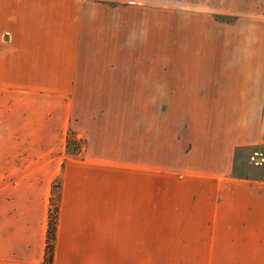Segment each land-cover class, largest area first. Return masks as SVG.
Instances as JSON below:
<instances>
[{"label": "crops", "instance_id": "1", "mask_svg": "<svg viewBox=\"0 0 264 264\" xmlns=\"http://www.w3.org/2000/svg\"><path fill=\"white\" fill-rule=\"evenodd\" d=\"M169 1L163 41L145 0H0V264H44L56 184L53 264H264V18Z\"/></svg>", "mask_w": 264, "mask_h": 264}, {"label": "rangeland", "instance_id": "2", "mask_svg": "<svg viewBox=\"0 0 264 264\" xmlns=\"http://www.w3.org/2000/svg\"><path fill=\"white\" fill-rule=\"evenodd\" d=\"M169 0H145L147 7H154L155 11H150L147 14V21L150 23L151 26L156 25L159 21L162 23V37L163 41L169 35V26L170 22L173 19L170 14V4ZM178 7H186L194 6L198 8V11H203V13H207L209 16L216 15L215 19L224 22L228 25H234L238 18L241 17H249L250 14L257 15V17L264 18V0H177ZM224 11H230L232 13L237 14H224ZM186 15H175V21L181 20L182 17L186 19ZM196 19H203L202 17H198ZM188 20L192 23L195 20V16H189ZM192 26V24H190ZM151 30L154 31V28L151 27ZM190 30L195 31V28H187V31ZM244 29H239L238 32H235L237 35L242 32ZM248 30V29H247ZM150 31V29H148ZM158 31V29H155ZM226 32V31H225ZM225 32L223 35H225ZM152 34V33H151ZM260 34V28L256 32H250L249 35L251 37L253 35ZM229 35V33H227ZM255 48V47H254ZM166 110V109H163ZM72 141L73 138L71 137ZM80 152L81 149L85 148V144L81 143L80 145ZM247 149H242L235 153V173L241 175L246 178H262L264 179V163L261 166H256L251 162V156L255 152L262 153L264 156V146H261L257 149L252 147H246ZM71 151H73V147H71Z\"/></svg>", "mask_w": 264, "mask_h": 264}, {"label": "trees", "instance_id": "3", "mask_svg": "<svg viewBox=\"0 0 264 264\" xmlns=\"http://www.w3.org/2000/svg\"><path fill=\"white\" fill-rule=\"evenodd\" d=\"M80 143L77 141H72V139H68L67 141V149L70 153H76L80 149ZM71 147H73V151H71ZM254 148V147H252ZM247 149L246 147L237 148L236 152ZM59 185L56 184L54 186V193L51 199V210L49 215V226L47 232V245H46V254L44 264H53L54 260V249H55V241H56V231H57V221H58V213H59Z\"/></svg>", "mask_w": 264, "mask_h": 264}, {"label": "built area", "instance_id": "4", "mask_svg": "<svg viewBox=\"0 0 264 264\" xmlns=\"http://www.w3.org/2000/svg\"><path fill=\"white\" fill-rule=\"evenodd\" d=\"M251 162L256 166H261L264 163V156L262 153L255 152L251 156Z\"/></svg>", "mask_w": 264, "mask_h": 264}]
</instances>
